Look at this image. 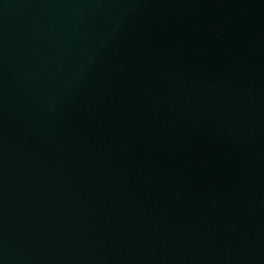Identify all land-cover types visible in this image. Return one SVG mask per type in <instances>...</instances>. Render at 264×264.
<instances>
[{
    "label": "water",
    "instance_id": "1",
    "mask_svg": "<svg viewBox=\"0 0 264 264\" xmlns=\"http://www.w3.org/2000/svg\"><path fill=\"white\" fill-rule=\"evenodd\" d=\"M0 264H264V0H0Z\"/></svg>",
    "mask_w": 264,
    "mask_h": 264
}]
</instances>
